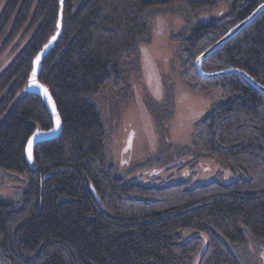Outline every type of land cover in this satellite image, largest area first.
<instances>
[{"label":"trees","instance_id":"obj_1","mask_svg":"<svg viewBox=\"0 0 264 264\" xmlns=\"http://www.w3.org/2000/svg\"><path fill=\"white\" fill-rule=\"evenodd\" d=\"M4 1L0 49L16 41L17 52L0 71V168L28 180L18 203L0 199V264H240L246 232L264 248V95L236 74L203 78L194 68L199 54L264 0H234L219 17L171 36L181 46L183 82L221 92L184 152L241 172L229 183L216 177L194 186L119 175L93 100L123 86L128 59L150 37V15L180 6L196 19L217 0H62L61 32L39 74L62 129L36 145L33 165L25 144L52 122L24 86L57 29L60 0ZM231 67L264 85V11L202 63L207 72ZM167 100L172 106L171 94Z\"/></svg>","mask_w":264,"mask_h":264},{"label":"rangeland","instance_id":"obj_2","mask_svg":"<svg viewBox=\"0 0 264 264\" xmlns=\"http://www.w3.org/2000/svg\"><path fill=\"white\" fill-rule=\"evenodd\" d=\"M233 1L217 0L199 12L196 19L189 20L185 17L188 10L180 6L155 11L149 17L148 41L140 43L136 56L128 59L123 86L94 98L105 128L106 153L119 175L150 184L187 181L191 186L216 177L229 183L241 175L213 158L194 159L184 152L191 147L194 124L221 92L191 89L183 82L181 46L171 38L187 34L194 23L226 13ZM4 3L0 0V12ZM15 44L16 41L0 49V71L17 52ZM170 94L172 106L167 100ZM153 158L161 161L146 163ZM27 180L24 174L0 168V199L18 203ZM189 234V230L183 231L184 238ZM246 236L247 246L236 254L239 263L264 264V248L248 232Z\"/></svg>","mask_w":264,"mask_h":264},{"label":"water","instance_id":"obj_3","mask_svg":"<svg viewBox=\"0 0 264 264\" xmlns=\"http://www.w3.org/2000/svg\"><path fill=\"white\" fill-rule=\"evenodd\" d=\"M61 10H62V0H60L59 15L57 19V29L55 33L49 38V40L42 46L39 52L32 60V68L29 73L27 82L24 86V91L30 94H35L44 103L47 112L50 116L52 126L48 129L36 128L33 133L29 136L25 144V159L29 165L34 164V149L37 144L52 140L60 135L62 129V122L57 111L53 97L51 96L47 86L39 80V74L41 71L42 61L47 53L53 48L55 41L57 40L61 32ZM264 11V2L259 4L245 19L238 22L231 29H229L220 39L214 42L211 46L206 48L201 54H199L194 61L195 72L203 78H218L228 74H236L246 80L252 87L258 90L264 95V85L257 82L252 76L239 68H225L222 70L207 72L202 69V63L206 58H208L212 53H214L218 48L224 45L227 41L238 34L242 29L249 25L253 20H255L260 13ZM54 38V39H53ZM39 58V59H37ZM45 89L47 90V95H45ZM57 116H59V127H57ZM36 133L34 136L33 134ZM29 140L32 141L31 145V159L29 158ZM264 141V137H263ZM196 264V263H195Z\"/></svg>","mask_w":264,"mask_h":264},{"label":"snow or ice","instance_id":"obj_4","mask_svg":"<svg viewBox=\"0 0 264 264\" xmlns=\"http://www.w3.org/2000/svg\"><path fill=\"white\" fill-rule=\"evenodd\" d=\"M54 39V38H53ZM37 59H39V58H37ZM48 93H47V90L45 89V95H47ZM59 122H60V120H59V116H57V127H59ZM34 136L36 135V133H34L33 134ZM31 145H32V141L31 140H29V158L31 159Z\"/></svg>","mask_w":264,"mask_h":264}]
</instances>
